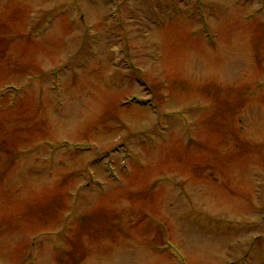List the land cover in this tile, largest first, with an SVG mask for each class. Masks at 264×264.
Instances as JSON below:
<instances>
[{"label": "rangeland", "instance_id": "obj_1", "mask_svg": "<svg viewBox=\"0 0 264 264\" xmlns=\"http://www.w3.org/2000/svg\"><path fill=\"white\" fill-rule=\"evenodd\" d=\"M0 264H264V0H0Z\"/></svg>", "mask_w": 264, "mask_h": 264}]
</instances>
